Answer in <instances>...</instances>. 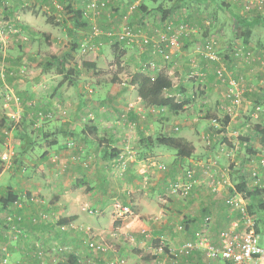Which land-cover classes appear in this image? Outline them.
Instances as JSON below:
<instances>
[{
  "label": "rangeland",
  "instance_id": "obj_1",
  "mask_svg": "<svg viewBox=\"0 0 264 264\" xmlns=\"http://www.w3.org/2000/svg\"><path fill=\"white\" fill-rule=\"evenodd\" d=\"M17 1L18 0H10L9 3H15ZM135 1L136 0H119L115 2V0H112L111 3H109L105 12H102V14L99 17L95 19L82 18L80 22L85 23V25L84 24L78 25V22H76L77 15L75 13V10L83 9L81 7L84 6V0H72V4H73L72 6L74 10L68 7L69 0H21L20 4L18 5L19 6L18 10L21 11V19L19 17L20 15L18 16V14L16 13L10 14V16L0 17L2 22L1 25L4 26L6 25L5 23H9L12 25L14 29L17 30L19 29L18 31L15 30L12 31L10 30V28H6L2 30L0 25V37H2L0 39L1 57H3L2 54L4 49L10 50L11 54H14V51L21 54V63L19 64V67L9 66L5 62L6 66L8 67L6 68L5 71L6 73L5 82L6 83L8 82V77L15 78L12 81L13 83H15L14 87H12L13 85L11 83H10L11 86H9L8 84L7 85L9 86L8 87L9 90H12L13 93L19 98L20 103L17 104L16 102H11L9 106H6L5 94H4L5 88L1 87L0 102L4 103L3 106L5 107V111H2L0 109V119L4 116L8 120L10 126H13V129L18 128L23 123H26L27 126L30 127V131L33 130V134L35 137L40 136L37 142L36 143L34 142L35 143L34 145L31 144V146L27 150V153L30 155L29 161L23 160V154L21 153V144L18 142V140L20 139V135H17L18 137L17 142L15 141V137L13 136L12 141H10V144H12L13 146L14 156L12 157V163L10 165L5 164L4 170H6V168L8 170L9 168H12L14 165L17 166L18 164V167L15 166L16 167L15 172L17 174L20 173L22 174L21 169L26 167L32 168V170H34V173L37 174V176L41 175L38 180H40L42 183H48L50 185L48 189L46 188L48 192L39 191L33 194L34 196L31 195L30 197H27L24 194V197L21 198V201H23V199L28 200L29 198L31 202H33L34 204H38L39 202L41 203V205L47 207L50 201L54 199L55 195H57L56 192H53L50 189L57 179L61 180V184L66 185V188H68V190H72L75 193L79 192V196L76 197V200L80 201V203H82L83 205V207L80 210L84 214V217L86 219L83 220L84 221L83 223L89 225V227H93V226H90L88 221L94 220L98 217H102L103 221L108 225L109 224L111 225L112 221H114L113 222L114 225H118V222L121 223V221H118V217L115 214V203L116 201H119L124 204L128 203L129 200L125 198L126 197L125 189L128 188H138L137 197H143L144 199H146L147 197L146 200L153 207L150 208L151 210L142 211L139 207L140 205L139 201L137 200L132 201L134 208L138 209L136 214L140 216L138 217L134 216L132 218L127 219V221L126 220L125 221L128 222L135 218L138 219L141 218L144 222L146 221L147 225L150 226L152 225L153 221L160 219L159 217L162 216L165 217V215L159 211L162 206L165 207L164 213H166L167 217L169 216L171 219L174 218L178 219L181 216L180 214H178V211L182 213L183 210L178 208L173 209L171 207L172 203L176 201L178 202V204H183L184 202H186L188 199L191 198V197L183 198L180 194V195H174L173 196L174 198L172 199V196H169L167 194L168 193L167 191L169 189L171 190V185L174 182L178 180H184L186 178V176L183 175L184 173H186L187 169L191 168L190 162L182 163L180 160L181 158L178 156L177 152L174 149L165 146H156V145L152 146V148H149V146H145L143 144L144 142L139 143L140 138L139 136H137L138 133L137 130L135 131L134 134L131 133V135L133 134L132 136H130V133L125 134L128 138H130L127 141H130L131 145L128 149L124 148L122 150L123 152L126 153L125 155H128L129 153L130 155L133 154V158L132 159L129 158L128 160L125 161L124 158L118 161H111L109 155V149H111L112 147L114 150H119L118 147H120V145L117 144V140L116 141L110 140L111 133L116 134V133H123L124 131H129L130 126L134 121L133 118L134 116L130 115L131 113L128 112L129 108L128 110L120 109L116 107L114 104H112L113 102L112 98H108V91L112 89L111 86H115V87L119 86L117 84L116 85L113 84V80H114L113 77L115 75L118 76V73L121 72L126 73L125 75L123 74L122 77L126 78L125 81L127 82V86L126 85H121V86L124 87L126 86L128 88L132 87L128 85V82L130 80L129 72L132 70L129 69L128 72L124 71L126 66L119 65L118 51L115 49L113 50L111 46L106 45L105 43L99 45V41L95 43L93 38L91 43H94L95 45L89 51V54L94 52V47L96 46L97 55L95 54L94 56L100 58L98 57V55L99 56L101 55V61H102L101 66L98 67L96 73H89L87 70L84 73H82L81 68L80 70L78 69L79 71H76V73L74 72L71 76L73 79H76L75 81L77 83L75 85L70 83L68 77L66 78L64 74L57 73L56 70L49 72L51 73L49 78L45 76L46 77L45 81H50L51 85H53L52 89H56L55 92L53 93L50 92L48 95L50 96V98L55 97L56 101L57 100L60 101L66 113H63L64 111L56 110L54 117L48 118L46 116V109L43 107H40L41 109H38L39 107H36V111H33L32 108H35V104H33V102L31 105L29 104V102H26L25 107L28 106L30 107V109L26 111L25 115L23 114V110H21V108L23 109L21 92L24 90L25 84H27L28 82L29 83L28 85L32 86L39 83V82L37 83L36 81L37 77L41 76L39 72L41 71V69L44 70L43 66L45 65L46 60L49 58L51 54H56L61 56L65 51L69 50V48L75 42L76 39L78 40V42H81V40H83L84 37H88L89 35H91V25L94 22L101 28L102 31H111V32H114V29H116L115 31H119V32L122 31L125 24H131L135 26L136 22L134 20L132 21L128 18H125V16L128 13V10L129 11L131 9L135 10L136 7H139L140 4H137V2ZM219 1L221 0H213L214 4H211L208 1L207 3L206 2L197 3L198 6L192 5L194 7H197L196 10L200 11V14L202 13L203 17L201 19L196 17V19H194L192 22L186 20V22L184 23H189L199 28V30L201 31V29L205 27L204 25L207 26L208 24L207 21L213 23L214 20H212V15H215L216 25H219V27H221L222 30L224 29V33H223L224 35H222L223 40L228 41V38L232 36L230 30V22H229L230 17L225 12V10H222L221 8L219 11H216L217 5L215 3H219ZM124 3L126 4L125 10L124 13L120 15L118 12H116V10H119L120 6L122 7ZM114 4L115 5L120 4V6L116 8ZM225 9H228V7ZM108 13H110L111 16ZM31 19L35 20V25H36V27L34 26L35 28L31 27L30 25L29 21H31ZM154 29L152 31H154ZM199 33L201 34L202 32ZM182 41L183 38L181 39V42ZM224 41L223 43H225ZM134 45H136V43L127 46L130 47ZM120 51L122 50H119V52ZM74 54L87 55L89 57H93V55L91 54L88 55L87 52L86 53L83 52L81 48H79ZM0 62H4V61L0 60ZM204 65L207 68L209 67V65L206 64V62ZM253 67L255 68V70H257L258 68L260 69L261 67L264 69V67L261 64L259 65L255 64ZM210 69H213V66ZM260 71L262 70L260 69ZM238 73L246 77L245 71H242V73L240 72ZM262 73L263 74L261 76L255 77L254 79L259 81L258 78H260L261 80L264 77V72ZM96 75L98 77L96 79H101V83L99 84L100 86L98 84H95V88L98 89L101 95L99 97H103L105 99L104 102L108 101L109 103L108 106H110L111 108L114 107V109L109 113L104 112L102 114L103 118H107L106 120L101 119L102 117H100V115L96 117L93 116L94 118L99 117L98 123L99 125H102V127L101 128L99 127V129L94 130L92 136L89 137L88 140H82L81 143L74 141V145H73L74 149L73 147L69 146L70 149H72V151L70 150V156L74 157V161L77 164V168H73L72 170L69 167V165H62L61 163L60 166L62 170V176H55L51 172L50 167L53 164L54 165L56 164L54 162L59 163V160L52 162L50 159L47 160L46 158H44V154L47 153L45 152L46 145L51 144L52 140L51 139L49 140V137L44 139L41 138L42 135L44 134V131L40 130V127H42L44 123L48 122L49 120L55 121L56 123H58L57 125L63 124L65 119L68 117L69 113L72 111V109L75 110L77 106V100H79V97L80 98L84 97V99L87 100V97L85 96L87 94L85 92V85L86 83L94 84L96 81L94 79V76L96 77ZM229 76L233 78L236 75H233V73H231L229 74ZM118 77L120 80H122V78H120L121 77L120 75ZM217 78L215 79L216 81H218ZM173 82L175 86L170 91V93H173L174 95L178 94L179 96L181 95L180 97L182 99H185L186 101H188L189 99V102L180 111H175L170 107L160 106L154 108L153 110L145 107L146 116H142L141 114L140 115L136 114L137 116H139L144 120H146L149 117L150 124L151 122L155 123L154 129H157L158 132L155 134H151V136L155 137L158 136L159 134H164L163 132L164 127L166 125L167 127L170 126V130L166 132V134L171 133L173 136L184 137L192 145L195 142L196 148L194 154L197 155L198 158L200 159H205L204 161L207 163L206 166L210 167L211 173H214V175H216L215 169L214 166L211 165L214 163L215 160L219 161L223 168L225 169L229 168L231 170V180L234 177L235 178L239 177L238 175L244 173L246 170L253 171V169L255 168L258 169L262 174H264V166L258 164L257 161L258 159H255L256 161L254 162L252 161V159L251 160L244 159L243 156L244 153L247 152L246 145L243 144L244 139L249 137V134L251 136H254L255 139H257L258 137L257 136L258 132L254 129L253 125L256 123L264 124V84L261 86L262 88L254 87L253 90H249L244 94L245 103L243 105V108H247V112L250 111L251 106H253L254 103L258 102L259 100L261 101L259 104L262 106V110L258 111L256 113L257 115L255 113H253L252 115H249L248 113L247 115L246 113L245 114L242 113L239 114L237 117L231 119L230 123L226 125V127L225 125H223V123H220V127H216L215 125L213 126L212 124L213 115L210 112L215 113V115L219 114L223 116L224 112L220 111V108L219 109L217 108L220 98L216 96L217 97L216 100V97L211 98L210 96L211 93L205 96L203 95V92L200 95L193 96L190 94L191 96H189L187 93H185L187 88H184V86L179 85L178 80L177 81L175 80ZM222 82L223 81H221V83L219 84H221L220 85L221 88L223 87L221 89L222 93L223 92L225 93L228 88L226 89L225 84H223L224 82L223 83ZM225 83L227 82L225 81ZM2 84L4 83L1 81V86H4ZM41 85H42L40 86L41 91H44L45 89L44 83ZM66 88L67 90L70 91V92H66V94H70V96L73 98V100H71L73 101L72 104L69 101H67V99L64 98L63 94L61 95L58 93V90H61L63 93H65ZM115 90L118 91L119 88L116 87ZM41 94L43 93H39V95ZM36 99L38 98H34L32 99V101H35ZM140 104L144 105L143 102H141ZM15 108L17 109L15 110ZM40 110H42L43 112V115L41 116L39 114ZM6 112L20 115L19 122L16 126L14 125L15 124L14 120L15 121L17 120L12 118V116H8ZM93 117L92 115H90V112H85L84 115L82 116L78 114L79 121L82 122V124L84 125H86L88 120L90 119L94 120ZM103 121L106 122L104 123ZM34 122L36 123L35 125L36 130L33 129ZM37 123H41V124L37 125ZM117 125H119L118 128H116ZM175 126H178V129H175ZM149 128L152 129L151 125H149ZM113 129H115L116 131H113ZM2 135L3 138L0 136V152H2V150L4 151L7 150L6 148L7 143H5L4 132H2ZM116 138L119 139L121 138V136L118 135L116 136ZM160 147L162 149L164 148L165 152H158V149ZM253 149H256V152L260 154L259 159L261 158L264 159L263 144L256 147L253 146ZM126 150L128 152H126ZM228 150L229 151L233 150V151L231 152V154H227ZM101 152H106V153L105 155H103ZM228 155H230V157H228ZM149 157H153L158 161L163 162L162 164L165 163V165L167 166V170L158 171L160 169L156 168L153 171H150L149 173L148 171L146 173H144V171L142 172L141 169L143 166V162H145L146 159ZM231 157H235V160H232ZM39 160H41L40 164L43 167H40V165L38 164L35 165L36 162ZM236 161L238 162L240 161L239 164H236ZM26 162H28V164H26ZM98 162L99 164L101 163V166L97 165ZM119 166H121L122 169H120ZM130 168L136 170L138 169L136 172V174H138L136 180L134 177H130V175H135V174L128 175V171ZM205 170L206 169H204V171L202 172L203 176H195L194 178L195 183L192 187V191L193 189H196L198 193H203V191L205 192L206 195L203 194L204 197H202L201 194L199 196V199L201 198L208 199L212 195L207 186L208 181L211 180V177L209 176V174L205 173ZM69 171H73V173L69 174L68 173ZM47 177L48 180L45 179ZM17 179L21 180L26 178L18 176ZM38 180H36L34 177L31 176V178L29 179L30 181L29 183H26V181H21V184H24L26 186L29 185L31 189L33 188L34 184H36L35 182H37ZM82 182H86L90 187H92V189L86 188L87 185L85 184L79 186L80 183ZM156 182L158 183V185L157 184L155 185ZM116 187L118 189H115ZM2 189H4L5 191L7 190V188H1L0 186V196H2L4 193V191L2 192ZM103 189H105V192H102ZM147 189H149L151 192L149 193L148 196L145 194V191ZM31 193H32V189H31ZM223 196H224L223 194L216 195V198L223 200ZM226 198L227 197H225L226 206H224V208L222 209L224 214L226 210L230 209V207L227 204ZM99 205L101 206L99 207ZM10 208L16 209L15 206L13 205L10 206ZM196 209L197 208L195 207V205H193L192 210L195 211ZM55 211L56 212H53V210L50 211L48 209L45 212L43 211L44 212L43 214L45 216L56 215L57 217H61V214L62 213L64 214L65 211H67V208H61ZM69 211L71 213L74 212V210H70V209ZM173 212H175V214ZM197 212L196 213L197 215L199 214L200 218L206 215H214V217H216L214 211L207 210V208H199L197 209ZM230 213L232 215L234 214L236 218L239 217L237 211H230L228 212V215H231ZM71 215H78V217H80L81 213L74 212ZM182 216L185 219L184 213L182 214ZM0 217H3V219L6 222H8L6 220V215L5 212H3V210L0 211ZM183 218L177 221V224L176 223L170 224L174 227L173 229L174 233H176L175 229H180L181 231H184L186 234L189 233L192 234L196 230V224L200 225V228H198L195 231V233L203 228L202 219H197L196 223L194 224L191 222L190 219L184 220ZM15 223L17 222L14 221V223H9L10 228H8V232H7L8 234L6 235V238L0 240V245L1 244L8 245L10 253L12 252V245L14 247L15 245L18 244L21 238H25L23 236L21 237L19 236L17 238L14 237L15 229L17 228ZM211 224H213V217ZM71 225H72L71 226L72 229L73 228L80 230H82L83 228L85 230L90 229L92 233L90 235H92V237H94L95 239V233L93 228H89V227L82 228V225L80 224L79 225L71 224ZM127 231L129 232L130 230ZM127 231L121 237V244L119 245H122L125 248L126 247L125 244L127 245L130 244L131 247L134 246L132 250L141 249L137 255V257L140 256L139 257L140 259H142L141 257H146L147 255H151V253L153 252L152 247L151 246L147 247V244L145 243L144 240H142V242L136 245L134 243L136 241L132 239V236H129ZM213 232L214 234L219 232L218 227H216L213 230ZM87 242H88V238H87ZM162 245L163 247L165 246L168 247V244H162ZM107 246H109L111 249H115L116 247L114 244H107ZM69 248L70 246L67 247V249ZM60 251L69 252L67 250H60ZM79 255L80 256L77 258L78 259L77 261L82 259L83 262H78L77 264H88L87 261L89 260V256L87 255V253L80 251ZM9 261L11 262L10 264H14L12 253L9 257ZM155 262L156 260L153 261L152 263L154 264ZM68 263L72 264V260L68 261ZM166 264H176V263H173L171 259H169Z\"/></svg>",
  "mask_w": 264,
  "mask_h": 264
},
{
  "label": "crops",
  "instance_id": "obj_2",
  "mask_svg": "<svg viewBox=\"0 0 264 264\" xmlns=\"http://www.w3.org/2000/svg\"><path fill=\"white\" fill-rule=\"evenodd\" d=\"M117 1L119 0H115V2ZM208 1L211 4H214L213 0H191V2H196V3H204V2L207 3ZM9 2L10 0L8 1L0 0V17L10 16V14L16 13L18 14V16L20 15L19 17L21 19V11L18 10V7H19L18 5L20 4L21 0H18L15 3H9ZM135 2H137V4H140V5L145 4L147 6V9L138 7L135 10H132V9L130 11L128 10V13L125 16V18H128L132 21L134 20L136 22L134 27L138 32H140V34H144L147 32L151 33V30L160 26V23L163 20L161 12L157 9L160 5L165 6L166 8H170L174 5V3H167L163 1L161 2L159 0L158 1L157 0L156 1L155 0H136ZM215 4L217 5L216 11H219L221 6L218 5L219 3H215ZM114 6L118 8L120 4H116V5L114 4ZM125 6L126 4L124 3L122 7L120 6L119 10H116V12H118L121 15L122 13H124ZM186 8L187 6L185 4H182V3L176 4L175 10L171 13L168 19L171 20L176 25H179L181 23L186 22V20H189L192 22L194 19H196V17L200 19L203 17V14L202 13L200 14V11H195L193 13V12H189V10ZM222 10H225V12L230 17L229 22H230V30H231L232 36L228 38V41L223 40L222 35H224L223 34L224 29L222 30L221 27H219V25H216V23L214 24L212 23V25L210 26L204 25L205 27L202 28L201 31L199 30V28L196 27L197 31L195 33H193L190 37L183 38V41L182 42L180 41L179 46L173 47L174 60L170 63H164L162 58L158 56H152L150 51L148 50V47L147 48L143 47L139 43H137L134 46H130V47L125 45L124 49L118 52L119 65L126 66V68L124 69L125 72H128L129 69L132 70L129 72L130 80L128 82V85L132 87L131 88L126 87L127 86V82L125 81L126 78L122 77V75L123 74L125 75L126 73H122V72L118 73V76L120 75L121 76L120 78H122V80H120L119 77L115 75L113 79H116V80H113V84L119 85V86H116L117 88H119V90L117 91L115 90L116 88L115 86H111L112 89L108 91V98H112L113 100L112 104H114L116 107L120 109L128 110L129 108L128 112L131 113L130 115L134 116L133 117L134 121L132 125L130 126L129 131H124L123 133H116V134L111 133L110 140L112 141L117 140V144L120 145V147H118L119 148L118 156L115 158L110 157L111 161H118V160H122L123 158L125 161V160H128L129 158L130 159L133 158V154L130 155L129 153L128 155H125L126 153L122 151L124 148L128 149L131 145V142L127 141L130 138H128L125 135L126 133H130V136H132L137 130L138 132L137 136H139L140 138L139 143H141L143 141V138L151 136V134H155L158 132L157 129H154L155 123L151 122L150 124L149 117L146 120H144L140 118L139 116H137L138 114L139 115L141 114L142 116H146V108H149L151 110L156 108V106H147L143 102V100L138 94V86L134 85L131 81L133 76L136 73H139L142 71L141 65H140L141 60H146L150 58L153 59L156 62V67L153 69L147 70L146 73L155 75L159 71H166L172 77L173 81L178 80L179 85H182L184 86V88H187L185 93H187L189 96L190 94L191 95L193 94V96L195 94L198 95V93H196L197 91H200V94L201 92H203L204 93L203 95L205 96L211 93L210 95L211 98H215L217 96L218 98H220V101L218 102V106H217L218 109L225 102V98H224L225 93L224 92L222 93L221 89L223 87L221 88L220 86L221 84H219L221 83L222 80L217 78L216 73L214 72L217 67H220L226 64V69H227L226 76H229V74L231 73L237 76L239 74L238 72L242 73V71H245L246 77L244 75L242 76H244L245 79H247V81L245 80L246 92H248L249 90H253L254 87L259 88L262 86L260 78H258L259 81L255 80L254 78L261 76L263 74L262 72H264V69L261 67L260 69L262 71H260L259 68L255 70L253 66L255 64L259 65V63L247 62L244 56L234 57L233 51L235 48L242 49V50L251 49V50H254L255 53L258 54L264 50V11L255 10L249 16L251 19L249 23H253V28L251 29V31L248 30L249 32H247V34L249 36L245 40L242 38H236V37L233 38V35L235 33L233 25H235L237 21L236 17L234 16L233 14L234 12L232 10L223 9V8ZM236 13L238 12L236 11ZM108 14L111 16L110 13ZM29 22H30L31 27L33 28L36 27L34 19H31V21ZM143 22L145 26L143 25ZM1 23L2 22L0 19V25ZM115 30L116 29H114V31ZM199 32H202V33L200 34ZM107 33H111V31H103V34L95 38L94 42L96 43L99 41V43L101 44L105 43L106 45L111 46L112 49L114 50L116 48L113 46L115 37L109 36ZM208 37H212V38L219 37L220 38L221 44H222L220 45L221 47L220 51L222 53V59L220 61L213 62V61L207 60L200 54L199 52L200 47L202 46V43H204L205 39ZM1 38L2 37H0V39ZM223 41L225 43H223ZM90 54L93 55V57H90V58L94 59L97 62L98 67H100L101 62H102L101 55L100 56L98 55V57L100 58H97L96 56H94L95 54L97 55V48H95L94 52ZM2 55L3 57H1V54H0L1 61L6 62L9 66L19 67V64L21 63L20 53L14 51V54H11L10 50L4 49ZM193 57H196L197 59L201 60V63H200L201 64L200 65L201 75L200 76H196V77L191 76L192 68H191L189 61H191ZM205 62L206 64L209 65L208 68L204 65ZM212 66H213V69H210ZM81 71L82 73H84L86 69L81 68ZM49 72L51 71H45L41 69V71L39 72L41 76H38L36 80L37 83L39 82L38 84H35L32 86L28 85L29 84L28 82L27 84H25L24 90L21 92L22 107H23V109L21 108V110H23L24 115L26 114V111L30 109V107L28 106L25 107L26 102H29L30 105L33 102V104H35V108H32V109L33 111H36V107H39L38 109H41L40 107H43L46 110H48L52 106V102L56 100L55 97L50 98V96L48 95L50 92L53 93L56 90V89H52L53 85H51L50 81H45V78H46L45 76L49 78L51 75V73ZM215 77L218 79V81L220 80L219 83L218 81L215 80L216 79ZM96 78H98L97 75L96 77L94 76V79L96 80L94 84L86 83L85 85V92L87 93L85 96L87 97V100L84 99V97L82 98L79 97V100H77V106L75 110L72 109V111L69 113L68 117L65 119L63 124L57 125L58 123H56L55 121L49 120L48 122L44 123L42 127H40V130H43L44 133L49 136V140L50 139L52 140L51 144L46 145L45 152L47 153L44 152L45 153L44 158H46L47 160L50 159L52 162L59 160V163L54 162L56 164L55 165L53 164L50 167L51 172L55 176H62V170L60 166L61 163L62 165H69V167L72 170L73 168H77V164L74 161V157L70 156V150L72 151V149H70L68 145L69 141H73V142L75 141V142L81 143L82 140H88L89 137H91L93 134V132L89 131V128L86 125L82 124V122L79 121L78 114L82 116L84 115L85 112H90V115H92V117L93 116L96 117L99 115L100 117H102L103 116L102 114L104 112L109 113L110 111L114 109V107L111 108L110 106H108L109 105L108 101L104 102L105 99L103 97H99L101 95L98 89L95 88V84L99 85L101 83V79H96ZM14 79L15 78L13 77H8L7 83L5 82V79H2V82L4 83L2 85L4 86H1V82H0V88L3 87L6 90L9 86H11L10 83L13 85L12 87H14L15 83L12 82ZM223 82L222 83L225 84V88L227 89L228 88L227 83H225V81ZM43 83H44L45 89L44 91H41L40 86H42L41 84ZM246 84H248V87ZM121 85H126V86L124 87ZM66 92H70V91L67 90V88L65 90V93H63L61 90H58V93L61 95L63 94L64 98L67 99V101H69L72 104L73 101L71 100H73V98L70 96V94H66ZM39 93H43L44 95L43 94L39 95ZM217 97H216V100H217ZM34 98H38V99H36L35 101H32V99ZM141 102H143L144 105H141L140 104ZM3 105L4 103L0 102V109L2 111H5V107ZM16 109L17 108H15V110ZM6 114H8V112H6ZM94 117H93L94 124L98 127V129L99 127L101 128L102 125H99L98 123L99 117L98 118H94ZM2 119H6V118L3 116L0 119V123ZM101 119L106 120L107 118L102 117ZM103 122L105 123L106 121H103ZM7 123H8V120L6 119V122H4L2 126H0V136L2 138H3L2 132H4L3 127ZM33 124H34L33 129L36 130L35 128L36 123L34 122ZM39 124L41 123H37V125ZM149 125H151L153 130L149 128ZM118 126L119 125H117L116 128H118ZM176 127L178 126H175V129ZM66 128H68V131L71 130L75 132V134L74 135L66 134L65 136L64 133H68V132H64ZM169 130H170V126L167 127L166 125L163 129V132L166 134V132H168ZM113 131H116V130L113 129ZM28 132H31L30 127L27 126L26 123H23L18 128H14L12 130L10 137L7 138L5 135V143H7V141H9L10 143V141H12L13 136L15 137V141L17 142V139H18L17 135H20V139L18 140V142L21 145H23L21 138L24 135H27ZM131 133L133 134L131 135ZM168 134L172 135L171 133H168ZM118 135L121 136V138L117 139L116 136ZM248 138H249V142H246L248 139L247 140L244 139V142H243L244 145L248 143L246 147L247 152H245L243 155L244 159L250 160V158L253 159V157L258 159V156L260 154L256 152V149H253V146L255 147L259 146L262 143L259 140V137L255 139L254 136H251L249 134ZM193 145L196 148L195 142L193 143ZM149 148H152V146H149ZM232 151L228 150L227 154H231ZM126 152L128 151L126 150ZM158 152H165L164 148L162 149L160 147L158 149ZM101 153L105 155L106 152H101ZM228 157H230V155H228ZM231 158L232 160H235V157H231ZM23 160L29 161L30 155L28 153L23 154ZM150 160L158 161L157 159L153 157L147 158L146 161L143 162V166L141 169L142 172L144 171V173H146L148 171L149 173L150 171H153L154 169L157 168V167L148 166V163ZM180 160L182 163L190 162L191 164L190 167L195 168L196 170V176H203L202 172L204 171L205 166L207 165V163L204 161L205 159H200L198 158L197 155L194 154L192 157L188 158L187 160H182V159ZM40 162L41 160L37 161L35 165L38 164L40 165V167H43L40 164ZM158 162L163 163L161 161H158ZM239 162L236 161V164H239ZM26 164H28V162H26ZM97 165L101 166V163L99 164L98 162ZM15 166L16 165H14L12 168H9L8 170L6 168V170H4L1 173L2 175L0 176V184H2L0 185L1 188H11L14 191V193L17 194L18 200L16 202L18 204V208H16V210H19L23 214V220L20 223H18V225L22 230L28 233L27 238H21L18 244L15 245L14 247L12 245L11 253H12L14 264H69L68 261H71V260H72V264H77L76 260L80 256L79 255L80 251L87 253V255L89 256V260L87 261L88 264H108L109 259H111L114 256H125L126 264H153L152 262L155 260L156 262L154 264H166L169 259H171V261L176 264H230L229 262H226L222 259L209 258L203 249L194 250L188 255L181 254L177 258L173 257L171 255V252L179 249L186 241L190 239H194L197 234V232L195 233V231L198 228H200V225L196 224V230L194 231V233L186 234L184 231H181L180 229H175L176 233H174L173 231L174 227L170 224H174V223L177 224V221L183 218L182 216L183 213L186 219L187 218L190 219L191 222L195 224L197 219L204 220L203 218L205 217L204 216L200 218L199 214L197 215L198 213L197 209L207 208V210H213L214 214L216 215V217H214V215H209L211 216V218L213 217V224L210 225L209 232L213 239H217L220 232L223 229H226L229 226H231L234 220V217H236L234 214L232 215L231 213L230 214L232 216L228 215V212L231 211L230 209L226 210L227 213L225 212V214L222 211L224 206H226L225 197H228L230 189L232 188L233 185L231 186L227 184L218 192H211L209 190L212 195L208 199H203V198L199 199V196L201 194H202V197H204L203 194L204 195L206 194L204 191L203 193H198L196 189H193V191L191 190V192L188 194L189 196L188 195L184 196L181 194L183 198H187V197L189 198L191 197V198L188 199L186 202H184L183 203L184 205L178 204V202L176 201L172 203L171 207L173 209L178 208V209L183 210L182 213L178 211V214L181 215L178 219L176 218L171 219L169 216L167 217L166 213H164L165 207L162 206L159 211L162 212L165 215V217L163 216L159 217L160 219L153 221L151 226L147 225L146 221L144 222L141 218L139 219L135 218L128 222H126L127 219H118V221H121V223L118 222V225H114L113 223L114 221H112L111 225L110 224L108 225L103 221L102 217H98L94 220L88 221L90 226H93V227H89V225L83 223L84 222L83 220H86L84 217V214L80 211L83 205L82 203H80V201L76 200V197L79 196V192L75 193L72 190H68V188H66V185H62L61 180L59 179H57L54 182L53 186L50 188L53 192H56L57 195H55L54 199L50 201L47 207H45L44 205H41V203L39 202L38 204H34L33 202H31L29 198L28 200L23 199V201H21V198L24 197V194L27 197H30L31 195L39 191L48 192L47 189L48 187H50V185L48 183H42L40 180H38L41 175L38 174L40 176H37V174L34 173V170H32V168H27L25 166L26 168L21 169L22 174L21 173L17 174L15 172V168L18 167V164L16 167ZM119 167L120 169H122L121 166ZM215 169H219L222 172L227 171L229 180L231 184H233L231 180V170L229 168L228 169L223 168L221 163L219 162V166L216 167ZM135 170L136 169L130 168L128 171V175L135 174V175H130V177H134L136 180L138 177V174H136L138 169L136 171ZM158 171H161V170H158ZM245 172L249 178V170H246ZM68 173L72 174L73 171H69ZM244 173H241V174H244ZM5 174H8V175H5ZM18 176L24 177L26 179H21V180L17 179ZM31 176L34 177L36 180H38L37 182H35L36 184H34L33 188H31L32 193H31V189L29 185L26 186L24 184H21V181H26V183H29L30 182L29 179L31 178ZM43 177H46V176H43ZM45 179L48 180V177ZM205 183H206V180H205ZM156 184L158 185L157 182L155 183V185ZM115 189H118V188L116 187ZM3 191L5 190L2 189V192ZM137 191H138V188L125 189V196H126L125 198L129 200L128 203H125V204H130L132 208L135 210V212H137L138 209L134 208L132 204V201L137 200L139 201V204H140L139 207L142 211L151 210L150 208L153 206L149 204V202L146 200L147 197L146 199H144L143 197H137L138 196ZM102 192H105V189H103ZM167 192L169 196H172V199L174 198L173 197L174 195H180V194L171 193L170 189ZM149 193L151 192L149 189H147L145 191V194L148 196ZM221 194L224 195L223 200L217 199L216 195H221ZM193 205H195V207L197 208L195 211L192 210ZM100 206L101 205H99V207ZM61 208H67V211H65L64 214L62 213L61 217H57L56 215L45 216L43 214L48 209L50 211L53 210V212H56L55 210L61 209ZM69 209L74 210V212H80L81 216L78 217V215H71L74 212L71 213ZM173 213L175 214V212ZM70 216L75 217V218L65 224L58 223L59 219L64 218V217H70ZM138 216L140 215H137V217ZM71 224L73 225L80 224L82 225V228L83 227L93 228L94 233H95V239L99 241L100 243H103L104 246L106 245L107 248L105 250H99V251L90 249L88 246L87 235L84 232V228L82 230L74 229V228L72 229ZM9 226L10 224L6 222L3 219V217H0V240L3 238H6V235L8 234L7 233L8 228H10ZM216 227H218L219 232L214 234L213 230ZM127 230H130V231L128 232ZM126 231L128 232L129 236H132V239L136 241L134 242L136 245L142 242V240H144L145 243L147 244V247L151 246L153 250L151 255H147L146 257H141L142 259H140L139 258L140 256L137 257V255L141 249L132 250L134 246L131 247L130 244L128 245L125 244L126 245L125 248L122 245H119L121 244V237L123 236L124 233H126ZM158 240H159V245L157 244ZM36 242H39L44 247L43 258H39L36 255V251H37V247L35 246ZM107 244H114L116 247L115 249H111L109 246H107ZM162 244H168V248L170 250L169 253L164 251V247ZM68 246H70L69 249H67ZM60 250H67L69 252H62Z\"/></svg>",
  "mask_w": 264,
  "mask_h": 264
},
{
  "label": "built area",
  "instance_id": "obj_3",
  "mask_svg": "<svg viewBox=\"0 0 264 264\" xmlns=\"http://www.w3.org/2000/svg\"><path fill=\"white\" fill-rule=\"evenodd\" d=\"M8 1V0H7ZM112 0H84V17L87 19H95L99 17L102 12H104L111 3ZM231 3L236 7V11L242 16H249L255 10L264 11V0H224ZM208 23V21H207ZM6 25H1V29L10 28L12 31H18L14 29L11 24L5 23ZM16 28V27H15ZM197 31L196 27L189 23H181L175 25L171 20L162 21L160 26L155 28L154 31L151 30V33L147 32L140 34L135 27L131 24H125L122 31H114L107 33L109 36L115 37L114 43L120 47L122 50L125 45H133L139 43L143 47H148L152 56H158L162 58L164 63H170L173 61V47L179 46L182 38L191 36ZM156 32V33H155ZM103 34L101 28L94 22L91 25V35L84 37L81 41L80 48L83 52H87L93 48L95 45L91 43L93 38H97ZM101 43H99L100 45ZM96 46L94 47V49ZM221 47L219 41L216 38L207 39L204 41V44L200 47V54L207 60L210 61H220L222 58L219 55ZM237 55H242L245 57L247 62L259 60L264 65V51L260 53H255L251 50L245 52L240 50ZM142 70H149L156 67V62L153 59L141 60L140 62ZM192 68L191 76L196 77L200 76V60L196 57H193L190 61ZM6 68H8L5 62L0 63V82L2 79H5ZM199 68V69H198ZM215 73L219 79L226 81L228 83V89L225 92L224 98L225 102L220 106V109L224 112L225 115H229L231 119L237 117L239 114H242L247 111V108H243L245 103L244 94L246 92L245 87V77H231L226 76L227 69L225 65L217 67ZM261 85L264 84V77L260 80ZM198 95L200 91H197ZM6 106H9L11 102H19V98L13 93L12 90L6 89L4 91ZM178 95V94H177ZM247 105V104H246ZM56 108V109H55ZM56 110L64 111L60 101H53L52 106L46 110V116L48 118H53ZM262 110L260 104L255 106L254 113ZM63 113H66L65 111ZM40 116L43 115L42 110L39 111ZM254 114V115H255ZM8 116H12L14 120V125L16 126L19 122L20 115L15 113H8ZM257 115V114H256ZM212 124L216 127H220V122L218 118H213ZM178 129V127H176ZM4 134L6 137H10V134L13 130V126H10L9 123L5 124L3 127ZM74 142L70 141L69 146L73 147ZM7 150H2L0 152V175L4 170L5 164L10 165L12 163V157L14 156L13 146L10 145L7 141ZM5 148V149H6ZM256 158L253 157L252 161H256ZM251 160V158H250ZM258 164L264 166V159H259ZM149 167H157L160 170H167L165 164L159 163L156 160H150L148 163ZM214 166V169L219 166L217 160L211 165ZM205 173L209 174L211 180L208 181V188L211 192H218L225 185H231L229 180L228 172H222L219 169H215V174L211 173L210 167L205 166ZM146 172V171H145ZM195 168L187 169L186 173L183 176H186L184 180H178L171 185V193L188 195L195 183ZM246 176V172L244 173ZM248 177V176H247ZM252 178V179H251ZM249 179L255 185L264 188V174H262L258 169L249 170ZM233 187V186H232ZM227 204L230 207L231 211H237L239 217H234V220L226 229H223L217 239H213L210 235L209 228L212 222L211 216H206L203 220V228L197 232L194 239L186 241L179 249L171 252V255L177 258L181 254L188 255L194 250L203 249L206 255L211 259H222L230 264H264V238L260 232L256 229V218L251 216L248 210L249 201L244 196L242 192H229L227 197ZM12 205L15 208L18 207L17 202ZM20 206V205H19ZM14 210V209H13ZM6 215V220L10 221L9 223H14L16 219H21V216L17 215L16 212L9 210H3ZM115 214L118 219H128L130 217L137 216L135 210L130 204H124L119 201L115 203ZM16 224V223H15ZM15 235L14 237H28V233L22 230L16 224ZM88 238V246L90 249L99 251L105 250L106 247L103 243H100L94 237L90 229H84ZM37 247L36 255L39 258L44 256V247L39 242L35 243ZM11 253L7 244L0 245V264H10L9 261ZM78 260V259H77ZM76 260V261H77ZM82 262V259L77 261ZM108 264H126L125 256H114L109 259Z\"/></svg>",
  "mask_w": 264,
  "mask_h": 264
},
{
  "label": "trees",
  "instance_id": "obj_4",
  "mask_svg": "<svg viewBox=\"0 0 264 264\" xmlns=\"http://www.w3.org/2000/svg\"><path fill=\"white\" fill-rule=\"evenodd\" d=\"M159 1L167 2V3H174V5L170 8H166L165 6H162V5H160L157 8L162 14V19H163L162 21H169L168 18L170 17L171 13L175 10V5L178 3L179 4L180 3L185 4L187 6L186 9H188L189 12H193V13L195 12V10L197 8L194 6H198V4L196 2H191V0H159ZM221 1H219V4H218V5H221V9L222 8L225 9L228 7V9H230L234 12L233 14L237 20L235 25H233L234 32H235L233 35V38L236 37V38H242V39L246 40L247 37L249 36L247 34V32L251 31V29L253 28V23H249V21L251 20L249 17L250 15L249 16H242L239 13H236V7L234 5H232L231 3L226 2L224 0H221ZM72 5H73L72 0H69L68 7L72 8L74 10ZM192 5H194V6H192ZM84 7H85V4L83 7H81L83 9L75 10V13L77 15L76 22H78V25H81V24L85 25V23L80 22V20L82 18L83 19L85 18L84 14H83ZM139 7L143 8V9H147V6L145 4L139 5ZM136 8H138V7H136ZM85 19H87V18H85ZM212 20H214L213 21V24H214L216 22V16L215 15H212ZM207 25L208 26L212 25V22L208 21ZM212 37H208L205 40L211 39ZM215 38L219 41V44L222 45L220 38L219 37H215ZM80 44H81V42H78V40L76 39L75 42L69 48V50L65 51L63 53V55L60 56V55H56V54H51L49 56V58L46 60L45 65L43 66L44 70L45 71H55L56 70L57 73L64 74L66 76V78L68 77L71 84H76V81H75L76 79H73L71 76L74 72L76 73V71H79L80 68H85L89 73H96L98 70V65L94 59H92L86 55H79V54L73 55L80 48ZM203 44L204 43H202V45ZM113 46L116 47L115 50H117L119 52V50H120L119 45L113 44ZM240 50H242V49H238V48L234 49V51H233L234 57L242 56V55H237V53L240 52ZM249 50H251V49H249ZM249 50L243 49V51H245V52H247ZM251 51L255 52L254 50H251ZM263 51H261V52H263ZM219 55L222 58L221 51H219ZM173 60H174V55H173ZM213 62H215V61H213ZM250 62H256V63H259L262 66H264L261 63V61H259V60L250 61ZM200 63H201V60H200ZM240 76L241 75L238 74L235 77H240ZM115 78H117V77H115ZM114 80H116V79H114ZM245 80L247 81V79H245ZM131 81L134 85L138 86V94L147 106L170 107V108L174 109L175 111H180L189 102V99H188V101H186L185 99H182L179 95H174L173 93H170V91L174 87V82H173L172 77L166 71H159L155 75H153V74L146 73L145 70L144 71L142 70L141 72L136 73L133 76ZM246 85L248 87V84H246ZM194 96H196V94ZM260 102L261 101L259 100L258 102L254 103L253 106H251L250 111L249 112L246 111V112H244V114L246 113V115H247V113H248L249 115H252L255 111V106L258 105ZM210 113L213 115L212 118H218L219 122L223 123V125H225V127H226V125H228L230 123L231 117L229 115L223 114V116H221L219 114L215 115V113H212V112H210ZM4 122H6V119L1 120L0 126H2L4 124ZM86 126L89 128L90 132H93L94 130L98 129V127L94 124V120H92V119L88 120V122L86 123ZM253 127L258 132L257 136L260 138L261 143L264 145V124L256 123L253 125ZM64 132H68V133H64L65 136H66V134L67 135L68 134L69 135L75 134V132H73L71 130L68 131V128H66ZM48 137L49 136L44 133L41 138L44 139V138H48ZM39 138H40V136H37V137L34 136L33 130L31 132H28L27 135H24L21 138L22 142H23L22 143L23 145H21V153L26 154L27 150L31 146V144L34 145ZM246 140H247L246 142H249L248 137L246 138ZM142 142H144L143 144L145 146L156 145V146H165V147L174 149L177 152L178 156L182 160H187L188 158L192 157L194 155V152H195L194 145H192L184 137L173 136V135H169V134H165V133L159 134L158 136H155V137L154 136H148L146 138H143ZM245 145L247 147L248 143H246ZM109 154H110V157L115 158L118 156L119 151L114 150L111 147V149H109ZM238 176L239 177H237V178L234 177L232 179L233 180L232 181L233 187L230 189V191L232 193L236 192V191L244 193V196L249 201V205H248L249 213L251 216L256 218V229L258 232H260L264 236V188L259 187L258 185H255L254 183H252V181L245 174H239ZM83 184L87 185L86 188L92 189V187H90L86 182L80 183L79 186H82ZM17 200H18L17 194H15L11 188H7V190L4 191L3 195L0 196V211L9 210V211H13L14 213L16 212L17 215L21 216V219L15 220V222H17L16 224L18 225V223H20L23 220V214L19 210H16V209L13 210L10 208V205L15 203ZM206 216H209V215H206ZM74 218L75 217H71V216L70 217H64V218L59 219L58 223L59 224H65V223L70 222ZM185 219H186V217H185ZM8 222H10V221H8ZM18 227H19V225H18ZM157 244L159 245V240L157 241ZM164 251L169 253L168 247L165 246Z\"/></svg>",
  "mask_w": 264,
  "mask_h": 264
}]
</instances>
